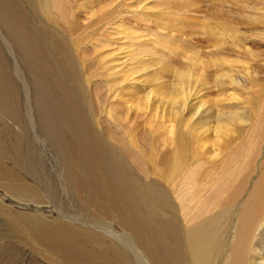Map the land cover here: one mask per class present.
<instances>
[{
    "label": "bare ground",
    "instance_id": "6f19581e",
    "mask_svg": "<svg viewBox=\"0 0 264 264\" xmlns=\"http://www.w3.org/2000/svg\"><path fill=\"white\" fill-rule=\"evenodd\" d=\"M23 1L25 0H0V39L12 54L15 76L20 78V80H24L26 72H29L30 75L33 74V76L39 72L47 76V78L50 77L53 84L55 83L56 88L60 91L59 94L64 97L66 104L63 103V105L65 104L71 109L72 107L70 106L74 104L75 96H77V93L74 92L75 89L72 90L71 87L74 83L78 84L74 82L77 80L75 69L71 70L73 72V77L71 76L73 82L69 81L70 84L67 82L69 84L67 85L65 80L69 77L64 74L65 72H62V74L60 72L62 71L61 69H59L60 71L57 70L59 66L58 57L54 58L56 61L54 66L50 65L49 62L51 60L45 57L44 54L46 53H43L40 47L43 45H45V47H42L44 49L53 47L61 49L64 47L62 44H66V38L64 39L63 35L60 37L57 27H61L69 35L70 30L77 23L75 17L73 18L74 13L72 14L70 12L71 8L63 5L62 1L26 0L31 13L24 8L25 4H23ZM116 2L113 3L118 5ZM216 2L219 3L217 9L219 12L244 19L242 24L244 28L245 24L249 21L253 22V24H264V0H232V2L231 0H217ZM231 3L233 4L232 7ZM161 4L159 5L160 12H162L161 10H163L162 7L164 5L163 2ZM249 4L252 5L250 8L255 11L250 10L246 14L244 11ZM125 6H127L129 11H133L131 13L135 11V15L136 13H143V15L150 13L153 18L156 12L157 18L159 16L157 15L158 8L156 11V6L152 7L150 0H136V5L128 0ZM259 6L261 8H258ZM87 7L89 6L87 5ZM113 9L115 10V8ZM25 10L28 11V14ZM127 13L125 14L129 16L130 13ZM163 13L161 16H163ZM138 15L136 16L140 17ZM143 15L141 17H144ZM150 15L146 17L148 18ZM38 16H43L42 19L45 18L54 27L48 29L46 28L47 26L44 27L40 23L38 28L40 31L37 29L32 30L30 28V19L31 17L34 19L35 17L38 18ZM137 17L135 19L141 20V17ZM147 18H142L143 27H146L144 24ZM155 18H153L154 21L153 19L151 20L153 21L152 24L156 23ZM162 18H160L161 21ZM160 19L157 20L160 21ZM139 23L142 25V21ZM63 24L67 25V27L63 26ZM160 24L163 25L164 23L160 22ZM124 26L123 28L125 29L128 25ZM130 26L133 27V25H129V28L127 27L125 30L130 29ZM135 26L138 27V25ZM152 27L149 29H152ZM160 27L162 29V26L156 27L157 29L155 28L156 33L162 32L159 29ZM149 29L147 28L148 33H145L146 35L138 37L139 40H134V38L140 35H137L138 32H133L135 33L134 35L129 33L130 35L124 38L130 39L131 42L126 39L127 42L124 41L123 45L120 42L124 39L122 37L123 34L119 33L123 39L121 37L115 39L119 40L121 48L114 49L115 52L109 55V60H107V62L111 63H108L109 65L105 68L103 67V71L101 69L102 73L100 77L102 76L110 80L108 81L110 85L107 88L108 95L105 98L103 97L104 100L101 101H107L108 98L112 99L111 105L113 110L111 107L108 110L110 113H117V116L114 115L115 117L112 120L116 129L121 131L120 136L116 134L117 132L113 133L109 131L110 133H108L106 130L105 133L109 136L107 139L116 142V145L120 146V148L112 147L107 149L106 145L103 146L101 144L102 138L100 139V136L91 129L89 121L85 120V117L83 118L84 120H81L77 109L74 112L76 113L75 117L73 116L76 123L69 124L66 126L68 129L65 127V131L62 132L66 135L67 133L72 134L76 141L75 145L78 144L80 146V149H75V151L67 148L68 146L63 147V149L67 148V151L61 157L63 159L60 173L62 189L67 195L70 189H72V194H76L78 197L88 201L89 210L97 214L99 217L97 219L106 218L110 220V223L98 222L99 220L91 222L88 220L90 223L84 224L82 222V226H76L75 224H78L76 221L71 220L72 223L64 220L66 218L49 221L38 215L35 217L16 216L14 217L16 222L13 225V230L26 237L27 243L25 245L33 248V252L37 256L47 261L45 262L46 264H216L219 259H222V264H264L263 62L260 59L255 64L263 70L262 75L261 71H257V67L254 64L235 60V58L231 60L233 56H229V60L227 59L228 55H225V58L222 59L223 62H221L222 65L226 66L222 67L223 69L226 68V71L224 69L225 72H220L219 70L222 68L220 69L219 67L217 73L214 70L215 78L212 87L211 81H209L211 74L207 72L205 63L199 59L202 56L200 54L197 55L196 53L199 58L197 56H194L192 59L190 58V62L194 60L191 64H183L186 68L184 71L179 67H177L179 69H175L176 65L180 66L178 60L171 62H164L165 60H162L163 64L155 62V60H158V56H161L159 55L158 48H165L161 43L159 44L161 39H158V41L156 39L158 36L153 34L155 32L153 31L154 27L153 30ZM231 29L234 30L235 28ZM147 30L144 31L146 32ZM240 30L238 28V31ZM150 31L152 33H149ZM166 31L169 32L167 28L165 29V33L168 34ZM113 33L111 31V34ZM172 33L174 34L173 31ZM163 34L159 36L166 38V35ZM68 35L66 36L67 38ZM100 35L105 36L104 34ZM235 35L239 37L237 34ZM227 36L228 34L225 37L226 40ZM261 36L264 38V35L261 34ZM37 38L41 41H38ZM143 38L147 39L148 43ZM172 38L173 36H171ZM47 40L49 41L47 42ZM165 40L169 42L170 37H167ZM179 40L182 41V38ZM144 42L148 46L141 45ZM151 42L153 43V47H158L156 49V52H158L155 54L157 58L154 57L155 59L152 57L154 56L152 52L155 51L153 50L155 48L152 47ZM172 42L175 44L174 39L170 41V43ZM86 43L89 44L90 41ZM173 44H170V46L174 47ZM221 44L223 46V43ZM238 44L242 45L243 43ZM86 45L85 47H87ZM233 45L235 46V44ZM110 46L111 44L107 45V49ZM76 47L78 48L77 43ZM103 47L105 49V45H102ZM147 47L153 49H148ZM221 48L227 49L228 47H219L218 50L220 49L221 51ZM97 49L100 48H94L96 51ZM94 50L93 52L90 51L94 54ZM249 50L248 52L251 54L248 56L249 60H257L254 58L255 56L259 58L261 55L263 57V52L257 51V53H253ZM3 51V46L0 42V130L2 127L5 128L7 126L5 123H7L8 119L19 126L20 120L18 119V114L21 110L19 104L21 96L15 90L14 83L9 76L6 63L9 57L8 60H5V53ZM63 51H66V49ZM104 51L96 53L100 56ZM222 51L224 52V50ZM106 52L105 54L110 53V51ZM191 52L190 54L192 55ZM211 52L217 54L215 50ZM205 53L207 54L208 52ZM47 54L49 55V52ZM62 55L64 56V54L60 53L59 56ZM212 55L214 56V54ZM243 55L246 57L244 60H248L246 53H243ZM103 56L105 55L103 54ZM240 56L238 55V58ZM214 57L216 58V56ZM90 59V57L87 58V61H90ZM99 59L101 60L102 56ZM203 59L205 60V58ZM217 60H219V57L215 59V62L213 60H209V62L213 61L214 63L212 62L211 64L215 65L217 64ZM101 62L98 64H101ZM105 62L103 63L104 65ZM89 65H91V61ZM214 65L210 68H214ZM216 66H221V63ZM205 71L207 72L206 74L204 73ZM165 74L175 75L174 79H172L173 81L170 78L167 79V75ZM30 75L29 78L31 77ZM33 76L31 77V81H33L32 78L34 79ZM39 77H36L37 81ZM40 80L39 83L43 79L40 78ZM45 82L44 84H48V81ZM101 82L100 84H103ZM170 83L173 85L170 86ZM96 84L99 85V82H96ZM40 86L39 84V88ZM77 86L80 87V85ZM45 87L44 89H49L47 86ZM36 88L38 89L37 86ZM50 88L52 89V87ZM99 89H97V93L95 90V93L98 95ZM26 90L28 91V87ZM102 90L104 91V89ZM41 91L43 92V90ZM105 91L104 93H106ZM101 95L103 96V94ZM58 102L57 104H61V102ZM44 103L47 102L44 101ZM77 106V104H74V109ZM37 109H39L38 106ZM61 111L59 110V113ZM64 112L60 114L64 115L62 118H65L66 121L67 112ZM71 112L69 111V116ZM35 113L37 115V112ZM50 114L44 113L48 119L50 118ZM38 116L35 118V121ZM60 120L62 119L60 118ZM62 130L59 129V131ZM47 131L56 136L57 132L54 133L51 129ZM19 138L21 137L14 139L13 148L23 143ZM62 143V141H59L60 145ZM0 144L2 145V143ZM1 145L0 189H4L8 194L19 199L40 201L43 195L37 187L23 182L17 173L18 171L14 168L3 165L1 158L7 156L8 152L6 151L7 149L3 150L4 147L2 148ZM256 149L259 152L258 160L255 166L252 167L250 165V157ZM109 151L114 153L113 156H118V153L121 156L125 153L127 160L129 159V162H132L136 169L133 166H131V169L133 168L134 170L127 168L120 158L119 162L115 161L112 163V160H116V158L113 159L108 153ZM19 152L16 149L15 154H20L19 156H21L22 153ZM260 155L262 156L260 157ZM16 158L18 157L16 156ZM14 164L17 166L21 165L19 158L18 160L15 159ZM257 169H259V172H256ZM135 171L137 176L136 174L134 175ZM252 174H256L255 179H252L254 177ZM201 176L204 177V180H201ZM148 179L149 181H146ZM5 180H10L12 183L10 184L9 181ZM162 184H166L172 191L167 193ZM112 222L121 226L123 232L119 233L116 231L113 228ZM101 231L116 237L119 242L110 240ZM38 261L33 260L30 264H42Z\"/></svg>",
    "mask_w": 264,
    "mask_h": 264
},
{
    "label": "rangeland",
    "instance_id": "374dc122",
    "mask_svg": "<svg viewBox=\"0 0 264 264\" xmlns=\"http://www.w3.org/2000/svg\"><path fill=\"white\" fill-rule=\"evenodd\" d=\"M33 1H37V0H33ZM51 1H53V2L62 1L63 5L69 6L71 8L70 12L72 14L74 13L73 18L75 17L77 23H75V26H73L74 28L72 27L73 29L70 30L69 35L66 34L67 32L64 31L63 29H61V27H57V29H58L57 31L59 32L58 34H60V37L63 35L64 39L66 38V44H62V45H64V47H62L61 49L58 47L44 49L42 47H45V45H43L40 48H41L43 53H46V54H44L45 57H47L48 60L52 61V62L51 61L49 62L50 65L54 66V64L56 63L54 58L56 56L58 57V58L57 57L56 58L58 59L59 66L61 68L58 66L57 70L60 71L59 69H61L62 71H60V72L61 73L65 72L64 74L69 77L67 80H65L66 83L68 82L70 84L71 81L73 82V80H72L73 72L71 70L75 69L74 71H75V74H77L76 75L77 80L74 82H77L78 84L74 83V85H72L71 87H72V90L75 89L74 92L77 93V96H75L76 99L74 100V104H77L81 110L78 108V106H77V108L74 109V104L72 106H70V107H72L71 108L72 110L69 109L67 107V105H65L66 102L64 100V97L61 94H59L60 91L56 88L55 83L53 84V81L51 80L50 77L47 78V76L42 75L39 72H38V74L36 73V75L34 74V76H33V74L30 75L29 72L28 73L26 72V74L24 76L25 77L24 80L23 79L20 80V78L15 76L14 61H13L14 59L12 57V54L8 51L6 46H4L5 43L0 39L1 45L3 46V50H4L3 52L5 53V56H4L5 60H8V57H9V60L6 61L7 66H8V71L10 74L9 76L11 77V80L14 83L15 90L17 92H19L20 96H21V100L19 103L21 106V110L19 111V114H18V119L20 120L19 126L14 124L12 121H9V119L8 120L5 119V120H7L6 121L7 123H5L7 126H5V128L2 127L0 130V143H2V145L1 144L0 145L2 148L4 147L3 150L7 149L6 151L8 152V155H9V156L8 155L4 156L1 159H2L3 165L5 167L14 168L15 170H17L18 171L17 173L21 177L20 179L23 182L29 184L30 186L37 187L39 189V191L41 192V194L43 195L42 199L40 201H34V200L26 201V200L19 199V198H16V197L8 194L2 188L0 189V264H30L31 262H33V260L38 261V259H39L38 262H40L42 264H46L45 262H47L45 259H42L39 256H37L35 254V252H33L34 251L33 248H29L25 245V243H27V239L24 235L17 233L13 230V225L16 222L14 217H16V216L35 217L36 215H38V216H42L43 219H47L49 221L50 220L52 221L55 219H60V218H66V219H64L66 221H70V222H72L71 220L76 221V223H78V224H75L76 226H82V222L85 224V223H90V221L93 222V221H98V220H99L98 222L101 221V222H104L107 224L110 223V220H108L106 218L101 219V220L97 219V218H99L97 216V214H95L93 211L89 210L88 201L78 197V195H76V194H72L73 193L72 189H70V192L68 193V195L65 194L66 192L62 189L63 186H62V181L60 179V173H61V169H62L61 164L63 163V159L61 157H63L62 155L65 153V151H67L66 150L67 148H70L73 151H75V149H80V146L78 144L75 145L76 141H75L74 137L72 136V134L67 133V135H66L65 133H62V132L65 131V127L68 126L69 124L76 123L75 118H73V116L76 114L74 112L77 109L78 114L81 117V120L85 119V120L89 121L91 129L96 134H98V136H100V139L102 138L101 140H103L104 142L101 141L102 142L101 144H103V146L106 145L107 149H110L112 147L113 148L114 147L120 148V146L116 145V142H114L113 140L110 141L109 139H107L109 136H107L105 133L107 130L108 133H110L109 131H112L113 133L117 132L116 134H118V136H120L121 131L116 129V127L114 126V123H113L114 121L112 120L113 117L117 116V113H114V112L110 113L108 110V109H110V107L113 110V107L111 105L112 99L108 98L107 101L102 102L104 100L103 97L105 98V96L108 95L107 88L110 85V83L108 82L110 80L109 79L107 80L106 78H104L102 76L100 77L103 69L109 65L108 63H111V62H107V60H109L108 56L115 52L114 49H117L120 47L119 40L118 41L116 40L122 36L120 34H123L122 37L124 38L125 36L130 35L129 33L134 35L135 33H133V32H136V33L138 32L137 35L138 34H140V35H138L137 38H134V40H136V39H138V37L146 35L145 33H148L147 28L149 29L153 26L154 30H153V27H152V29H149V30L155 31L153 34L158 36V38H156L157 40L161 39L159 44L161 43L163 45V47L165 48V49H162V48L159 49L157 47L159 50V53H160V54L159 53L158 54L161 56H158V54H157V56L159 58H158V60H155V62H160L159 64H163L166 61L171 62L174 60L175 61L178 60L180 62V66L176 65L175 69L177 70V69L181 68V70L184 71L186 68L183 64H185V65L191 64L192 61L194 62V60H192L190 62V58L192 59L194 56L196 57L198 54H200V55H202L201 57L205 58V60L201 57L199 58L198 56H197V58L201 59L202 62L205 63L207 72L211 74L209 81H211L212 87L214 85V78H215L214 77L215 76L214 70L217 73L219 68L221 69L222 67H226L225 65H222V62H223L222 59L225 58V55H228L227 59H229V60H230L229 56L230 57L233 56V57H231V60H234V58H235V60H241V61L249 62V63L254 64V65L258 61H260V59H261L262 60L261 62H263V65H264V38H262L263 36H261V34L264 35V33H263L264 32V24L263 25L261 23H254L253 24V22L249 21L246 24L244 23L246 25V26L244 25L245 26V28H244L242 25L244 19L237 18V17H234L232 15H227V14L221 13L217 10L219 7V3L216 2L217 0H160V3H159V0H157V1L156 0H154V1L150 0V5H152V7L156 6L155 10L158 8V11L157 10L156 11H157V15H159V16L157 18V16L155 15L156 14V12H155V14H154L155 16L153 15V18L156 17L157 19H160L161 17H163L162 21H161V19L159 21L155 18V21L157 24L153 23L154 25L152 24V22L154 21V19L151 17L152 14L150 15V13H148V14L146 13L143 15V13H138L140 15V17L142 15L144 16V17L140 18V17L136 16V15H138L137 13H136V15L134 14L135 11H134V13H131L133 11H129L127 6H125V3H128V0L127 1L124 0L125 2L123 0H122V2H121V0H119V1L118 0H51ZM130 1H131V3L136 5V0L135 1L130 0ZM113 2H116L118 5L114 4ZM119 2H120V4H119ZM151 2H154V3H151ZM162 2L164 5H163V7L161 6L163 8V10H161L162 12H160V6L159 5H162L161 4ZM231 2H232V0H231ZM23 4H25L24 8L31 12L29 5L26 3V0L23 1ZM122 4H124V5H122ZM78 5H80V6H78ZM87 5L91 8L87 7ZM114 6H116V7H114ZM232 6H233V4L231 3V7ZM117 7H119V8H117ZM247 7L245 8V11H244L246 14H248L250 12V10L255 11V10H252L250 8V7H252L251 4L247 5ZM113 8H115V10ZM121 8H123V9H121ZM258 8H261V6H259ZM27 10H25V11L28 14ZM105 10H107V11H105ZM77 11H79V12H77ZM165 11H167V12H165ZM261 11H263V10H261ZM98 12H100V13H98ZM127 12H129L130 14ZM125 13L129 14V16L126 15ZM162 13H163V16H161ZM131 14L135 15L137 18H140L141 20L138 21V19H135L136 17L132 16ZM148 15H150V16L147 18L146 16H148ZM42 17L38 16L39 19L36 17H35V19L33 17H31L30 28L32 30H35V29L39 30L38 28L40 26V23H42L44 25V27L47 26L46 28H48V29L50 27L51 28L54 27L53 24H51L50 22L45 20V18L42 19ZM133 17L135 20L133 19ZM128 18H129V20H128ZM142 18L143 19L147 18V19H145L146 23L144 22L145 23L144 26H146L147 28L143 27V19ZM152 19H153V21H151ZM140 21H142V25H141V23H139ZM43 22H45V23H43ZM160 22H163L164 24L161 25L162 23L160 24ZM79 23H81V24H79ZM147 23H149V24H147ZM76 24L79 26H77ZM155 24L162 26V29H161V27L159 28L162 30V32L156 33V29H157L156 27H159V26H156ZM124 25L125 26L128 25L127 26L128 28H129V25H133L134 28L132 26H130V29L125 30L127 27L124 29L123 28ZM135 25H138V27ZM147 25L148 26L150 25L151 27L150 26L148 27ZM241 25H242V28H241ZM63 26L67 27V25H65V24H63ZM166 26H168V27H166ZM232 26L235 28L234 30L231 29V28H233ZM253 27L255 30L252 29ZM76 28L79 29L80 31L77 30ZM143 28H145L144 30H147V31L145 32L144 30H142ZM164 28L165 29L167 28L169 30V32L166 31L168 34L165 33ZM225 28H227V29L225 30ZM238 28L241 30L238 31ZM159 29H158V31H159ZM61 30H62V32H61ZM115 30H117L118 33ZM130 30H134V31L130 32ZM141 30L143 31V33ZM163 30H164V32H163ZM102 31H104V33H102ZM111 31L114 33L111 34ZM170 31L171 32L173 31L174 34L173 33L171 34ZM236 31L238 33L240 32V34L238 35V33ZM149 33H152V31H150ZM163 33H165V34H163ZM226 33L228 34V36L230 35L229 37L227 36V40L225 38L227 35ZM100 34H104L105 36H103V35L101 36ZM162 34L166 35V38L164 36H162V38L159 36ZM235 34H237L239 37H237ZM67 35H68V38L66 37ZM240 35H241V37H240ZM48 36H50V35L48 34ZM113 36H115V37L113 38ZM171 36H173L172 39L175 40V42H174L175 44H173V42L170 43V41L172 40ZM177 36H178V38H176ZM167 37H170L169 42H168V40H165V39H167ZM230 37H231V39L229 40ZM252 37H254V38H252ZM90 38H91V40H89ZM96 38H97V40H95ZM175 38L177 39V41ZM180 38H182V41L181 40L178 41V39H180ZM126 39L127 38H124L123 40L120 41L122 43V45H123V43H125L124 41L127 42L128 39L127 40ZM37 40L41 41L39 38H37ZM92 40H94V41L92 42ZM100 40H103V41H100ZM107 40H108V43H107ZM113 40H115L116 42ZM143 40L148 43L147 39L143 38ZM48 41L49 40H47V42ZM89 41H90V43H89ZM86 42H88L89 44H87ZM95 42H97L96 45H94ZM99 42L104 43L102 45H105L106 51H110L109 54H105L106 51H104L105 50L104 47L102 48L101 43L98 44ZM114 42L116 43V45ZM129 42H131V40ZM176 42H178L179 44ZM220 42L223 43V46L228 47L227 49L221 48V51L224 50V52L222 51L223 53L220 51V49L218 50L219 47H223ZM241 42L243 43L242 45L238 44ZM76 43H77L78 48L76 47ZM97 44H98V46H97ZM110 44H111V46H110L111 48L109 47L110 48V50H109V48L107 49V45L109 46ZM143 44L145 46H148V44H145V42L142 43L141 45H143ZM170 44L171 45L173 44L174 47H171ZM233 44H235L236 48ZM244 44H245V46H244ZM85 45L87 47H85ZM91 46L94 48L97 47L100 49H97V51H96V50H94V48L91 49L92 48ZM152 47H153V43H152ZM160 47H162V46L160 45ZM122 48H124V47H122ZM153 48H155V49H153ZM153 48L149 47L148 49L155 50L154 51L155 53L152 52L154 54V56H152V57L157 58L155 55L158 52V51L156 52L157 48L156 47H153ZM167 48H168V50H167ZM253 48H254V50H253ZM54 49H55V52H54ZM64 49H66V51H63ZM187 49H189V50H187ZM236 49H237V52H236ZM59 50H61V51L59 52ZM85 50H86V52H85ZM90 50L92 52L94 50V54ZM186 50H187V52H186ZM210 50L213 52L215 50L217 54L219 53V55L215 54V52L212 53ZM248 50L252 51L253 53H257V51L263 52V54H262L263 57H261V55L259 58L257 56H255L254 58H256L257 60H254V59L249 60L248 56H250L251 54H249ZM95 51L96 52L104 51V53H102L99 56V54H98L99 52L96 53ZM191 51H193V52L195 51V53H193ZM239 51L241 52V54ZM6 52H7V54H6ZM47 52H49V55L47 54ZM190 52L192 53V55L190 54ZM205 52H208L209 55H207L208 53L206 54ZM220 52H221V54H220ZM60 53L64 54V56L63 55L59 56ZM85 53H86V55H85ZM152 53H151V55H153ZM187 53H188V55H187ZM196 53H197V55H196ZM243 53L244 54L246 53L248 60H244L246 57H245V55H243ZM50 54L51 55L53 54V55L51 56ZM82 54L85 57L84 56L82 57ZM95 54H98V55H95ZM103 54L105 56H103ZM212 54H214V56H216V58L219 57V60H217V64L220 65V63H221V66H216L217 64H215V65L211 64L213 61L215 62V59H216ZM94 55H95V57H94ZM238 55L239 56L241 55V56L238 58ZM88 56L91 58L90 59L91 65H89L90 61H87V58H89ZM96 56H97V58H96ZM101 56H102V59L100 60L99 58H101ZM208 56H210L212 59ZM52 57H53V59H52ZM160 57H162V59H160ZM207 57L209 60H213V61L209 62ZM64 59H65V61H67V63H65ZM97 59H99V60L97 61ZM162 60L163 61L165 60V61L163 62ZM218 61H220V63H218ZM254 61H256V62H254ZM95 62H97V63H95ZM99 62H101V64H98ZM104 62H105V65L103 64ZM206 62H208V63H206ZM209 63L211 64V66L214 65V68L212 67L213 69L210 68L211 66H209L210 65ZM196 64H198V63H196ZM225 64H227V63L225 62ZM101 65H102V68H101ZM257 66L258 65H255V67H257ZM89 67H91V68H89ZM177 67H179V68H177ZM186 67H188V66H186ZM207 67H209V68H207ZM101 69H102V71H101ZM224 69L226 71V68H224ZM224 69L222 68L219 71L225 72ZM256 69L259 72L261 71V74L263 75V70L261 69L260 66L257 67ZM12 72H13V74H12ZM173 72H174V70H173ZM207 72L205 71L204 73L206 74ZM91 74H93V75H91ZM29 75L31 77L33 76L36 81L33 78H32V80L34 82L31 81V77L29 78ZM39 75H40V77H39ZM165 75H167V74H165ZM174 76L175 75L168 74L167 79L170 78L172 80V79H174ZM36 77L37 78L39 77L38 81H37ZM40 78L43 79L41 82L43 84L39 83L41 81ZM45 81L46 82L48 81V84H44ZM21 82H24L25 84L21 83ZM96 82H99V85H101V86L96 87V86H99L98 84H96ZM100 82L103 84L105 83V85L100 84ZM33 83L36 84L38 89L36 88L35 84H34V86H32ZM38 83L41 85L40 88H39ZM68 83H67V85H69ZM24 85H26V86H24ZM77 85H80V87ZM172 85L173 84L170 83V86H172ZM42 86H44V87H42ZM45 86H47V88H49V89H44V88H46ZM74 86H75V88H74ZM23 87L24 88L28 87V91L27 90L25 91L26 88L24 89ZM50 87H52V89ZM71 87H70V89H71ZM35 88H36V91H35ZM39 89L43 90V92ZM97 89H99L98 90L99 95L96 94ZM102 89H104V91L106 90L105 92L107 94L104 93V91ZM50 90H52L53 92ZM95 90H96V93H95ZM37 92L39 95L37 94ZM41 93H43L44 95ZM48 93H50V94H48ZM28 94H29V96H28ZM101 94H103V96ZM30 95H31V97H30ZM41 95H43V96H41ZM96 95L98 96V98ZM57 98H58V100H57ZM36 99H37V101H36ZM62 99H63V102H62ZM56 100L61 102V104L59 102L58 103L60 105L57 104ZM34 101H35V103H34ZM40 101H41V103H40ZM44 101L47 103H44ZM115 101L117 102V100H115ZM115 101H114V103H116ZM49 102H51V103L49 104ZM63 103H65V104L63 105ZM45 104H47V105H45ZM53 104H54V106H53ZM57 105H59L60 108ZM29 106L31 107V109H29L30 108ZM37 106L39 109H37ZM42 106H43V108H42ZM64 107H65V109H64ZM28 109H29V111H28ZM31 110L33 112L34 111L37 112V115L35 112L33 113ZM59 110L60 111L62 110L61 112H63V113H65L64 111L67 112V120L66 121H65V118H62V117H64V115L60 114L61 112L59 113ZM69 111L73 112V114H72V112L70 113V116L68 114ZM44 113H47V115H49V113H51L50 118L48 119V117H45ZM38 114H39V116H38ZM57 114H58V117H57ZM37 116H38V118L35 121V118ZM60 118L62 120H60ZM108 118H110L111 120ZM27 119L29 120V122ZM38 119H40V120H38ZM43 119H45V120H43ZM69 119H70V121H69ZM35 122L38 125V127L35 124ZM54 123H55V125H53ZM102 127H103V129H102ZM110 127H113V128H110ZM48 129H51L52 131H54V133L57 132L56 136H55V134L53 135V134L48 133V131H47ZM59 129L62 131H59ZM67 129H66V131H67ZM16 137H21L19 139H20V141H23V143L18 144L17 145L18 148L17 147L13 148L14 147L13 143L15 142L14 139H16ZM70 138H71V140H70ZM64 139H65V141H64ZM59 141H62L63 143L60 145ZM11 143H12V145H11ZM77 146H79V147H77ZM63 147H67V148L63 149ZM16 149H18V151H20L19 153H22L21 156H19L20 154H18V155L15 154ZM55 149H59V150H55ZM13 152H14V154H13ZM110 152L111 151H109L108 153L111 155V157L113 159L116 158V160L115 159L112 160V163H114L115 161L119 162L118 160L120 158V160L124 162V165L127 168L131 169V166H133V164H132V162H129V159L127 160L125 153H123L121 156L119 153H118V156H113L114 153L113 152L110 153ZM258 154H259V152L256 149L250 157V165L252 167L255 166L256 161L258 160ZM15 155L20 160L21 165H19V166L14 164L15 159L18 160V158H16ZM22 155H23L24 159L22 158ZM261 156L262 155H260V157ZM131 170H134V169L132 168ZM256 172H259V169H257ZM135 174L137 176L136 171L134 172V175ZM252 176H254V177H252ZM252 176H251L252 179L256 178V174H252ZM138 177L140 178V176H138ZM141 180H142V178H141ZM201 180H204L203 176H201ZM5 181H9L10 184L12 183V181H10V180H5ZM146 181H149V179ZM162 186H163L164 190L167 191V193H170L172 191L171 189L168 188V186L166 184H162ZM78 198H79V200H78ZM84 206H86V207H84ZM11 212H13V213H11ZM87 218H89V219H87ZM88 220H90V221H88ZM112 224H113V228H115L116 231H118L119 233L123 232L122 231L123 229L117 223L115 224L114 222H112ZM101 232L104 233V235L107 238H109L110 240H113L115 242H119L116 237H113L109 234H106L104 231H101ZM45 254H46V252H45ZM216 264H222V259H219L218 262H216Z\"/></svg>",
    "mask_w": 264,
    "mask_h": 264
}]
</instances>
